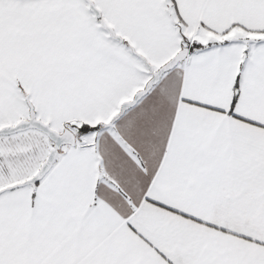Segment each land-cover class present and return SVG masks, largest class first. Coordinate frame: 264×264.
I'll use <instances>...</instances> for the list:
<instances>
[{
  "label": "snow or ice",
  "instance_id": "6c2138e0",
  "mask_svg": "<svg viewBox=\"0 0 264 264\" xmlns=\"http://www.w3.org/2000/svg\"><path fill=\"white\" fill-rule=\"evenodd\" d=\"M0 264H264V0H0Z\"/></svg>",
  "mask_w": 264,
  "mask_h": 264
}]
</instances>
